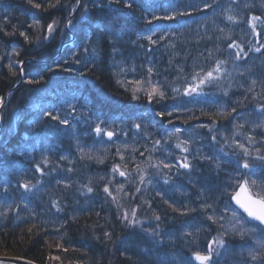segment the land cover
Returning a JSON list of instances; mask_svg holds the SVG:
<instances>
[{"label":"trees","instance_id":"trees-1","mask_svg":"<svg viewBox=\"0 0 264 264\" xmlns=\"http://www.w3.org/2000/svg\"><path fill=\"white\" fill-rule=\"evenodd\" d=\"M80 1L0 0V184L12 185L7 193L0 187V253L38 264H195L192 255H208L211 246L210 264H259L250 250L264 254L261 233L241 236L226 211L235 208L238 185L229 180L236 157L224 153L233 141L249 148L253 162L257 147L264 152L257 110L264 105V0H208L207 9L202 0ZM162 7L191 15L153 19ZM251 17H260L255 33ZM148 20L162 26L155 35L145 30ZM232 43L247 56L236 60ZM219 62V83L205 87L199 102L179 111L168 107L171 99L148 103L157 81L182 95L185 81L215 74ZM33 78L41 82L27 83ZM65 118L68 125L59 122ZM97 124L116 133L113 141L96 136ZM250 135L257 143H248ZM185 156L192 168L163 167ZM117 165L125 177L113 171ZM250 171L251 180L264 177V167Z\"/></svg>","mask_w":264,"mask_h":264},{"label":"snow or ice","instance_id":"snow-or-ice-1","mask_svg":"<svg viewBox=\"0 0 264 264\" xmlns=\"http://www.w3.org/2000/svg\"><path fill=\"white\" fill-rule=\"evenodd\" d=\"M32 0H29V3H31ZM79 2V0H78ZM203 3V8L207 9L212 7V5L208 2V0H202ZM40 4H33V7L35 8H40ZM52 7H55V5H52ZM109 7H111V4H109ZM125 7L129 8L131 7L130 3H125ZM149 7H152V5H149ZM169 8H171L173 11H176V9L169 4ZM188 7L192 8L193 11H197L198 6L196 5H189ZM161 11H164V15L162 17H156L154 16L153 19H163V20H176L178 16H184V15H191L190 12L187 11V8L183 10H179L177 12V16H171L167 14V9L161 8ZM227 19L229 21L233 20L232 16H228ZM260 17H251L249 18V24L252 26V31L253 33L256 32V27L253 24V21H259ZM73 21L69 19L68 21V26H71ZM148 27L145 29L147 32L152 33L155 35V30L161 28L162 26L157 24L153 25L152 20H148ZM48 31L49 33H52L54 31V24L49 23L48 26ZM20 36H25V33L22 31L20 32ZM45 40L49 39V37H45ZM161 40L164 39L163 36L160 37ZM148 40L151 44H155L156 41L153 40L152 35L148 36ZM261 47H264V45H261ZM261 47H257L254 49L255 52H260ZM229 49L236 48L235 52V59L240 60L244 56H247V53L243 52V49L240 48L239 45H236L235 43L229 44L228 45ZM151 51V49H149ZM77 63H82L81 61H77ZM51 70V69H49ZM64 71H70L69 68L65 67L63 69ZM181 73H183V69L180 70ZM202 71V70H201ZM215 74L213 71H207L205 74L201 75L200 72H196L192 76V81L188 82L185 81L184 89L182 95L180 94V89L179 88H174L172 89V92L169 93L167 91L166 87L160 86L159 82L157 81L156 84L151 88V91L147 92V100L149 104L152 103H157L161 104L163 101H166L168 99L172 100L170 107L173 110L179 111L181 109H185L187 107L188 103H192L195 101L196 97H203L207 95V93L204 92V88L207 86H214L218 85L219 80L221 78L220 74L224 72L223 69V62H219L217 64V67L215 68ZM21 73H23V68H21ZM153 69L151 67L148 68V75H149V82H151L150 78L152 76ZM226 74V73H225ZM43 77H41V80ZM40 80H36L35 78L29 79L27 83L32 84V83H40ZM137 83H140V81H136ZM255 83V81H253ZM227 93H225L226 95ZM187 97L188 99L185 100L184 98ZM138 96H133V99L136 100L138 99ZM199 102V101H195ZM260 113L264 114V105L258 106L257 109ZM233 111H235V108H233ZM45 116H51L52 120H56L57 117L55 115H52L50 111H45L43 113ZM169 116H171L173 113L169 111L167 113ZM158 116L161 118L165 115V112L161 111L157 113ZM61 124L68 125L69 120L68 119H61L59 121ZM113 124L116 122L113 121ZM171 123V121H169ZM215 123V122H214ZM104 124L107 125L108 121H104ZM261 125H257V127H260ZM142 127L141 124L136 125L137 131ZM216 129H210V132H214ZM92 131L96 134L97 137L103 135L108 138V140H112L113 136L116 135L114 131H103L102 127L100 124H97ZM120 131H125L123 128L120 129ZM177 132L180 130L177 129ZM213 141L217 140L216 136L212 137ZM248 143L255 144L257 143L254 140V136H247L246 137ZM156 144L159 145L160 141H156ZM79 147V145H78ZM264 147V145H262ZM223 151V147L220 149ZM181 151L187 153L188 149L184 148L181 149ZM256 155H255V162H253V153L249 150L248 147L245 146L244 143H237L236 141H233V150L232 152H225L224 156L225 158H231V157H236L235 162V172L236 175L230 176L229 180L235 181L236 184L238 185L239 190L235 191L233 195H231V201H234L235 204L237 205V208H231L230 205H226V211H230L233 216L236 218V220L240 223V227L236 229V231L241 235L244 236L246 233H256L260 232L261 233V240L264 241V177H258L255 180H251L250 177L254 175L255 173L253 171H250L256 167H264V152H261V148L257 147L255 149ZM241 153H242V158H243V163L240 162L241 160ZM143 153H141L142 155ZM65 157H61V159H64ZM121 159L123 160L124 157L121 156ZM258 162V164L256 163ZM164 168H170V167H179L185 170H188L192 168V165L188 162L187 156L183 158V160H178L175 165H170L168 163L163 164ZM37 172H41V167L37 165L36 169ZM71 171V169H69ZM114 172H118L120 177H125L126 172L120 170V166L117 165L113 169ZM143 177H141V180L143 181ZM168 179L164 180V183H168ZM0 187L4 189V192L7 193L8 190L12 187L11 182H6L3 184H0ZM18 188L24 189L25 191H31L29 188V185L27 183H18L17 185ZM232 187L231 183H226L225 188ZM93 189L91 187L87 188V192L91 193ZM139 191V189H137ZM105 193H109V188L105 186L104 188ZM245 192L248 193L245 199H241L240 193ZM110 194V193H109ZM167 203V201H165ZM55 206V205H54ZM9 208H11V205H9ZM59 211V209H57ZM239 210H242L240 212ZM246 214V216L244 215ZM0 215H4V213H0ZM133 215H135V209H133ZM125 219L127 220V215L125 214ZM157 220H159V217H156ZM209 220L212 219L211 216L208 217ZM253 222H258V223H253ZM129 224H132L133 221H128ZM252 224L251 229H247L244 226ZM105 236H108V233L104 234ZM221 246L226 247V242L224 240L220 241ZM258 248H264V242H258ZM250 255L251 259L253 262L259 261V264H264V254L258 255V254H253L250 250ZM195 259L200 262V264H205V262H211L212 260V255H211V246H210V251L208 255H202L200 252L195 253ZM0 264H3V262H0Z\"/></svg>","mask_w":264,"mask_h":264},{"label":"water","instance_id":"water-1","mask_svg":"<svg viewBox=\"0 0 264 264\" xmlns=\"http://www.w3.org/2000/svg\"><path fill=\"white\" fill-rule=\"evenodd\" d=\"M238 190H239V188L237 187L236 191H238ZM247 195H248V193H245V192L240 193L241 199H245ZM230 201H231V198H230ZM231 204L235 208H237V205L235 204L234 201H231ZM239 211L242 212V210H239ZM244 215L246 216V214H244ZM255 223H258V222H255ZM192 259H193L195 264H200V262L195 259V254L192 255ZM0 262H3V264H38V263H35L31 260H28V259H25L22 257L11 256V255H0Z\"/></svg>","mask_w":264,"mask_h":264},{"label":"rangeland","instance_id":"rangeland-1","mask_svg":"<svg viewBox=\"0 0 264 264\" xmlns=\"http://www.w3.org/2000/svg\"><path fill=\"white\" fill-rule=\"evenodd\" d=\"M80 0H79V2H78V4H80ZM73 40V38L71 39V41ZM70 41V42H71ZM5 100V99H4ZM4 102V101H3ZM157 117H160V116H158L157 115ZM108 140V139H107ZM111 141H113V138H112V140ZM234 194V193H233ZM232 194V195H233ZM138 218H139V220H141L142 219V217H139V216H137ZM155 232V231H154ZM156 233V232H155ZM168 246H166V248H167ZM59 250V248L58 247H53V251H58ZM0 255H11V256H16L15 254H5V253H0ZM202 255H204V254H202ZM18 257V256H17ZM208 262H206L205 264H207Z\"/></svg>","mask_w":264,"mask_h":264}]
</instances>
